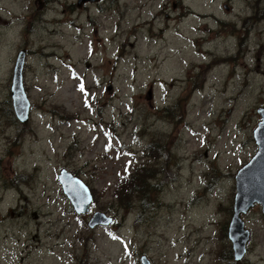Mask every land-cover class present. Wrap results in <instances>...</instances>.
I'll return each mask as SVG.
<instances>
[{"label":"rangeland","instance_id":"rangeland-1","mask_svg":"<svg viewBox=\"0 0 264 264\" xmlns=\"http://www.w3.org/2000/svg\"><path fill=\"white\" fill-rule=\"evenodd\" d=\"M139 1L103 0L108 13L98 0H0V264H264L259 204L241 215L240 261L227 236L235 174L257 150L264 11L232 12L235 36L200 45L179 11L161 35L134 37ZM22 48L26 123L7 103ZM141 164L149 190L124 203L117 190ZM63 168L89 186L87 213L63 193ZM96 211L112 223L89 227Z\"/></svg>","mask_w":264,"mask_h":264},{"label":"water","instance_id":"water-1","mask_svg":"<svg viewBox=\"0 0 264 264\" xmlns=\"http://www.w3.org/2000/svg\"><path fill=\"white\" fill-rule=\"evenodd\" d=\"M84 1L86 0H77V4L80 5ZM25 62L26 49L22 48L15 57L10 85L12 109L15 117L21 123L28 121L31 106L24 86L23 70ZM151 97L152 88L149 87L145 98L150 100ZM257 112L260 115V120L252 133L257 150L251 159L239 168L235 174L233 211L227 228V236L231 242L235 261L244 258L250 235L241 215L246 214L255 204H259L262 212H264V105L258 107ZM57 178L74 211L77 214L87 213L93 201L88 185L65 168L60 170ZM112 221L113 219L104 212L96 211L89 218L88 226L107 225ZM140 263L151 264L145 254L140 256Z\"/></svg>","mask_w":264,"mask_h":264},{"label":"flooded vegetation","instance_id":"flooded-vegetation-1","mask_svg":"<svg viewBox=\"0 0 264 264\" xmlns=\"http://www.w3.org/2000/svg\"><path fill=\"white\" fill-rule=\"evenodd\" d=\"M97 0H86L78 7H82L90 2H96ZM100 1V10L104 12H110L111 5L105 6ZM169 1V2H168ZM209 3H205V0H193L192 2H184V0H163V3H159L157 0H140L136 7L132 6V10L135 14L132 22V35L139 37L140 33H154L156 31L161 35L167 29V21L170 17H173V12H178V25L187 23L189 20L193 24V33H198V40L200 45L212 41L215 38H220V41L225 40L227 37L234 35L235 33L224 34L225 30L231 25L230 14L236 13L238 17H241V12L249 8L254 11V15L262 16V10L264 7L261 5L262 0H208ZM212 7L214 10H207ZM137 9V11H135ZM256 11V13H255ZM253 16H250L252 18ZM165 20V26L160 24V19ZM262 19L260 18V21ZM185 21V22H184ZM178 28V26H177ZM185 28V27H184ZM156 31H154V30ZM175 32L178 33L177 30ZM205 32H208L205 35ZM181 33V32H180ZM148 36L145 35L144 38ZM243 37L244 35H239ZM195 40V38H194ZM209 49V48H206Z\"/></svg>","mask_w":264,"mask_h":264},{"label":"trees","instance_id":"trees-1","mask_svg":"<svg viewBox=\"0 0 264 264\" xmlns=\"http://www.w3.org/2000/svg\"><path fill=\"white\" fill-rule=\"evenodd\" d=\"M8 103V110L10 111V115L14 117V112L12 109V105L10 106V99L7 100ZM160 147L158 146L154 150V154ZM154 170L150 167H147L145 164H141L140 168L133 174H130V176L126 177L123 182L120 185L118 192L116 193V196L118 199L124 203H127L126 200L129 199V195L132 191H138L142 193V199H145L146 191L149 190L146 185H148V179L150 176L154 174ZM131 173V172H130ZM150 186V185H148ZM144 195V196H143ZM144 203V200H143ZM146 203V202H145ZM126 208V207H125Z\"/></svg>","mask_w":264,"mask_h":264},{"label":"snow or ice","instance_id":"snow-or-ice-1","mask_svg":"<svg viewBox=\"0 0 264 264\" xmlns=\"http://www.w3.org/2000/svg\"><path fill=\"white\" fill-rule=\"evenodd\" d=\"M79 90L81 91V92H84L85 91V89H84V85H83V82H81V84L79 85ZM107 147H111V144H109ZM127 170V169H126ZM113 238H116V237H113Z\"/></svg>","mask_w":264,"mask_h":264}]
</instances>
